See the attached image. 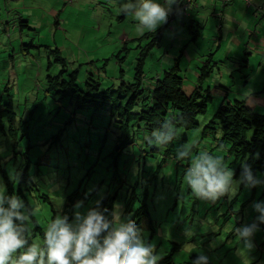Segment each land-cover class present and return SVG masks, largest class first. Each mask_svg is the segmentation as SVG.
<instances>
[{
    "label": "rangeland",
    "instance_id": "1",
    "mask_svg": "<svg viewBox=\"0 0 264 264\" xmlns=\"http://www.w3.org/2000/svg\"><path fill=\"white\" fill-rule=\"evenodd\" d=\"M51 2L59 4L50 6ZM122 17L126 16L119 11V0H0V185H6L2 169L8 170L16 186L20 184L29 162V176L39 188L33 191L31 203L36 219L45 230L56 214L70 216L67 196L80 188L91 198L79 200L83 206L73 209L72 218L75 211L86 213L97 207V202L109 191L119 194L121 181H124V189L139 182L138 193L142 194L151 179L153 187L149 189L148 204L156 232L153 235L145 224L142 234L161 258L175 248L172 243H179L182 248L175 253L174 264H189L192 255L201 253L213 264H264V224L259 225L252 237L251 247H246L235 232L236 227L257 222L259 214L252 205L264 201V184L249 188L241 183L235 195L226 194L216 201L201 200L184 181L189 159H176L181 145L189 146L193 156L207 150L223 157L225 167L234 173V180L240 179L242 173L237 174L236 165L227 159L228 147L221 142L220 132L208 130L204 135V123L225 98L227 102L243 99L248 92L244 85L263 90L264 48L261 44L257 48L254 41L251 47L246 42L229 43L225 33L222 48L212 63L218 64L204 83V90L211 89L213 101L208 115L200 119L201 128L192 132L178 131L176 140L186 136L188 140L175 143L173 157L163 167L160 164L166 148L147 144L150 132L134 128L131 134L135 144L125 151L117 168L109 155L115 149L119 131L110 124L109 105L100 109H78L69 99L57 102L54 95L48 93L47 77L58 74L60 67L54 66L48 72L46 46L61 50L70 70H78L80 86L86 84L89 75L101 82L102 89L116 87L120 78L134 82L138 42L128 44L129 51L123 50L126 45L122 36L137 22L131 17L121 22ZM21 18L29 23L22 32L17 23ZM184 19L173 24L175 30L168 28L164 44L150 53L143 79L146 95L154 89L157 77L173 67L174 59L186 44L188 49L182 67L186 85L198 81L199 69L208 54L218 48L220 43H215L216 38H213L218 37V31L211 21L199 41L191 42L195 34L188 32ZM7 26L9 29L5 32ZM240 29L243 33L245 27ZM238 37L241 39L240 35ZM120 51L121 57L126 56L121 64L116 58ZM90 62L93 63L90 65ZM5 88L10 89V94ZM8 95L12 109L6 112ZM255 111L264 113V106H255ZM73 113L76 114L72 116ZM58 134L60 140L53 139ZM148 145L161 149L162 153L147 155ZM116 174L118 177L114 180ZM255 177L264 180V173L259 172ZM46 196L49 200L42 201L41 197ZM117 206L121 219L129 221L132 215L125 216L123 203L118 202Z\"/></svg>",
    "mask_w": 264,
    "mask_h": 264
},
{
    "label": "trees",
    "instance_id": "2",
    "mask_svg": "<svg viewBox=\"0 0 264 264\" xmlns=\"http://www.w3.org/2000/svg\"><path fill=\"white\" fill-rule=\"evenodd\" d=\"M185 0L178 2L174 11L167 23L160 26L156 31L148 32L143 37L135 41L138 42L136 50L138 51V57L135 67L134 82L128 83L123 78H120V83L115 87L114 85L102 89L101 82L93 75H89L86 84L80 86L77 83L78 70H70L67 66L66 59L62 56L61 50L58 48L52 49L49 46L46 48L49 50V63L48 72L55 67H60V72L55 76L49 75L47 77L48 93L53 94L57 102H62L65 99L72 101V106L78 109L82 108H104L109 105L110 124L115 125L119 131L114 151L109 155L114 164L119 168V162L122 159L125 151L134 146V135L131 131H135L134 128H138L140 131L146 130L150 132L149 139L153 133L160 129L162 123L171 119L177 132L179 130H185L192 132L201 128L200 119L208 115L210 105L213 101L211 89L204 90V83L211 77L214 66L218 63H213V59L220 49L218 48L209 53L207 60L199 69L198 81L190 82L191 84H185V77L182 75L183 59L185 53H187L188 44H186L180 51L179 56L174 59V65L170 70H167L163 75L157 77L156 85L152 91L147 95L143 87V79L145 76V67L150 53L156 46L161 47L164 39L166 38V32L169 28L170 22L181 16V11L184 9ZM183 14V13H182ZM187 14V12H186ZM20 28V32L24 28L29 27V23L23 18L17 22ZM198 27L196 24L190 29L191 34L194 32V36L191 42H197L200 38ZM9 29L4 28V31ZM189 32V33H190ZM220 43V41H217ZM143 43H146L143 45ZM129 43H125L123 50H130L127 46ZM32 46V44H30ZM29 45V46H30ZM122 51L116 56L119 64L123 62L126 56L121 57ZM247 55V54H245ZM245 57V56H244ZM93 62H90V65ZM243 63H248L245 59ZM95 64V62H94ZM244 68V66H242ZM7 93L10 92L9 88H5ZM10 94V93H9ZM8 104L5 106L8 108L6 112L12 109V99L8 95ZM255 98L264 99V88L257 94ZM73 99V100H72ZM225 98L216 112L211 115L209 120L204 123V135L209 131L220 132L221 142L225 143L228 151V158L237 167V174L243 172V164L250 166L253 175L257 173H264V113L256 112L246 98L241 100H235L234 102H227ZM76 113H73L74 116ZM13 115V114H12ZM13 117V116H12ZM12 117H9L11 120ZM5 125H3L4 127ZM13 126H11V129ZM107 132H109L107 130ZM179 133V132H178ZM178 137V135H177ZM177 137L166 145H163L164 159L160 164V167L166 166L173 157L175 151L176 142H186L188 140L183 138L176 140ZM53 139L60 140V134ZM147 144H150L148 140ZM149 147L145 150L147 155L157 154L155 152L162 151L159 148ZM1 162V160H0ZM30 163H27V168L23 173L20 184H16L9 178L7 169H2V178L5 181L6 191L9 195L15 193L25 200L30 209L32 210V224L30 225L29 239L40 240L43 239L44 228L35 217V209L31 203V198L34 197L33 191H39V188L34 184L29 176ZM121 176L124 174L121 173ZM120 176V179H121ZM118 177L116 174L114 180ZM124 181L118 187L119 194L111 193L110 191L100 200L99 208L101 210H107L105 215L111 220L112 213L117 209L118 202L123 203V211L125 216L131 214L132 218L127 222L136 223L141 229L142 226L147 224L148 228H151V232L154 235L156 232L155 222L153 221L149 209V189L153 187L152 180L150 179L145 185V191L142 194L138 193L139 182L132 187L124 189L122 187ZM82 185V182L80 183ZM24 187V188H23ZM155 187V186H154ZM120 195V196H119ZM45 196V195H43ZM91 196H87L84 191L80 189L67 196V209L71 214L69 216L72 219L74 205L79 200H89ZM42 201L49 200V198L41 197ZM146 227V226H145ZM175 248L165 254L158 264H174L175 253L179 252L182 248L179 243H172ZM198 255H192L189 259V264ZM209 264H213L209 261Z\"/></svg>",
    "mask_w": 264,
    "mask_h": 264
},
{
    "label": "clouds",
    "instance_id": "3",
    "mask_svg": "<svg viewBox=\"0 0 264 264\" xmlns=\"http://www.w3.org/2000/svg\"><path fill=\"white\" fill-rule=\"evenodd\" d=\"M175 3L176 0H119V11L134 19L136 32L143 34L167 23ZM177 135L169 119L149 142L166 145ZM176 159H189L184 181L201 200L216 201L226 194L235 195L241 183L249 188L264 184L247 164H243L240 179L234 180L223 157L207 150L193 156L189 146L181 145ZM82 206L83 202L78 201L74 208ZM252 208L259 214L257 222L235 228L246 247L252 246V237L264 224V201L254 202ZM106 211L99 206L86 213L75 211L71 220L67 214L58 213L47 225L42 242L30 241L32 210L23 198L15 193L9 195L0 185V264H158L161 256L145 242L142 229L136 223L123 221L118 210L113 211L111 220ZM191 264H209V259L201 253Z\"/></svg>",
    "mask_w": 264,
    "mask_h": 264
},
{
    "label": "crops",
    "instance_id": "4",
    "mask_svg": "<svg viewBox=\"0 0 264 264\" xmlns=\"http://www.w3.org/2000/svg\"><path fill=\"white\" fill-rule=\"evenodd\" d=\"M180 1L181 0H176L168 20L169 18H172L171 15L174 11V7ZM54 3L57 5L59 4V2H51L50 6H54ZM183 8L184 9L181 11V16L175 20L173 19L170 22L169 28H171V30H175L173 24L179 21V19L185 17L184 20H186V22L184 25L188 28V32H190L192 27L198 24L200 26V28L198 27V30L200 29L198 36H200L205 26L211 21L214 26V30L216 28L218 31L216 32L218 33V37H213L216 38L214 42L216 43V41L219 40L220 48H222L225 33L226 38H229V43L231 42L234 44L235 42L239 41L240 45L241 43L246 42V44L251 47V41H254L257 48L260 44L264 48V20H261V18H264V0H234L229 3H225L224 0H185V5ZM211 14L214 16H211ZM125 20L126 17H122L120 21L124 22ZM133 21L135 20L133 19ZM227 26L229 27L228 30L226 29ZM241 26L245 27L243 33L240 32ZM148 32L152 31H145L143 34H137L135 23L133 29L127 35L124 34L122 36L123 43H135L137 39L143 37ZM108 35V37H110L111 34L109 33ZM238 35H240L241 39L238 37ZM185 41L186 40H184V42ZM256 47L254 50L257 49ZM213 51L214 50H211V52ZM262 54L264 55V53ZM260 65L262 67L263 64ZM243 87L247 88L248 91L245 95H243V97L248 100L254 109L255 106H264L263 98H255V94L261 91L259 88H257V86L254 88V86L246 87L244 85Z\"/></svg>",
    "mask_w": 264,
    "mask_h": 264
},
{
    "label": "built area",
    "instance_id": "5",
    "mask_svg": "<svg viewBox=\"0 0 264 264\" xmlns=\"http://www.w3.org/2000/svg\"><path fill=\"white\" fill-rule=\"evenodd\" d=\"M231 1H234V0H224L225 3H229Z\"/></svg>",
    "mask_w": 264,
    "mask_h": 264
}]
</instances>
